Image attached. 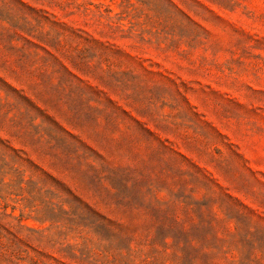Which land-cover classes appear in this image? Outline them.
Returning a JSON list of instances; mask_svg holds the SVG:
<instances>
[{
  "label": "rangeland",
  "instance_id": "374dc122",
  "mask_svg": "<svg viewBox=\"0 0 264 264\" xmlns=\"http://www.w3.org/2000/svg\"><path fill=\"white\" fill-rule=\"evenodd\" d=\"M0 0V264H264V0Z\"/></svg>",
  "mask_w": 264,
  "mask_h": 264
},
{
  "label": "trees",
  "instance_id": "16d2710c",
  "mask_svg": "<svg viewBox=\"0 0 264 264\" xmlns=\"http://www.w3.org/2000/svg\"><path fill=\"white\" fill-rule=\"evenodd\" d=\"M170 7L174 8L175 10H180V8L177 6V4H175L172 0H168Z\"/></svg>",
  "mask_w": 264,
  "mask_h": 264
}]
</instances>
